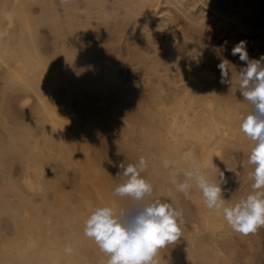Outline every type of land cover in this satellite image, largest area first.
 Masks as SVG:
<instances>
[{
  "label": "bare ground",
  "instance_id": "1",
  "mask_svg": "<svg viewBox=\"0 0 264 264\" xmlns=\"http://www.w3.org/2000/svg\"><path fill=\"white\" fill-rule=\"evenodd\" d=\"M66 1L0 0V79L7 84L0 87V264H104L107 257L83 234L84 221L97 207L119 211L135 203L113 196V191L126 179L117 175L118 165L136 164L141 156L154 169L142 176L157 193L144 203H172L183 218L180 239L160 251L158 264H264V228L248 235L233 231L222 215L205 207L194 182L188 195L168 189L170 182L184 180L193 162L215 180V168L223 171L227 163L233 164L230 158L239 150L248 159L252 141L240 131L239 117L251 107L236 91L239 72L247 65L231 51L242 40L238 31H260L257 41L263 42L264 56V13L250 15L261 0H253L254 5L252 0H236L228 9L242 5L248 23H241L243 15L241 20L233 16L229 25L223 22L216 29L206 26L209 15L200 14L213 11L216 4L220 11L214 14L224 16L225 4L218 0H123L119 8L124 11L111 13L113 25L103 0ZM35 4L45 14L40 21L31 9ZM61 5H68L65 18ZM94 18L102 19V31L96 32L101 36L91 32ZM42 23L53 32L51 50L37 41ZM65 25L71 35L87 36L81 45H92L89 58V49L81 56L75 45L74 52L63 53L69 38ZM225 35L229 43L222 47L218 41ZM100 43L107 48L104 55L113 51L107 62L115 58L121 68L130 62L131 70L139 73L136 85L130 82L134 86L128 87L134 75L126 79L114 62L112 68L99 65L110 70L108 76L92 69L88 60L93 63L94 50L103 48L93 45ZM223 59L232 65L225 83L217 67ZM114 80L120 86L112 95L103 84ZM171 164L182 174L176 168L170 174ZM239 183L241 187L234 185L244 188ZM234 185H222L229 204L249 195L243 197ZM68 245L71 253L65 251Z\"/></svg>",
  "mask_w": 264,
  "mask_h": 264
},
{
  "label": "clouds",
  "instance_id": "2",
  "mask_svg": "<svg viewBox=\"0 0 264 264\" xmlns=\"http://www.w3.org/2000/svg\"><path fill=\"white\" fill-rule=\"evenodd\" d=\"M245 45L246 41H240L231 54L239 55L247 64L239 72L236 91L251 107L248 114L239 117L240 131L252 141L248 153V164L252 166L248 173L251 193L235 204L227 203L224 198L227 189L222 188L227 184L224 172L216 167L219 176L214 180L195 162L184 171L182 182L176 183L174 178L173 183L178 192L188 195L194 182L206 208L222 215L233 231L248 235L264 228V64L261 63L264 56L250 60ZM229 65L231 62L223 59L217 66L221 83L228 80ZM147 163L141 156L136 164L118 165L117 175L126 179L114 189L113 196L129 197L134 204L119 211L110 206L97 207L84 221L83 234L107 257L104 264H158L160 251L175 244L182 235V212L172 203L159 199L144 203V198L153 193V185L142 176ZM65 251L71 253V245Z\"/></svg>",
  "mask_w": 264,
  "mask_h": 264
},
{
  "label": "rangeland",
  "instance_id": "3",
  "mask_svg": "<svg viewBox=\"0 0 264 264\" xmlns=\"http://www.w3.org/2000/svg\"><path fill=\"white\" fill-rule=\"evenodd\" d=\"M69 1L71 2V1H73V0H67L66 2L67 3H69ZM106 1H108V2H106ZM105 2H104V0H103V4L105 5V7H107L108 6V8H109V15H111V18L112 19H110L111 21H112V23H110V24H112L113 25V22H115V20H114V17H115V15L113 16L112 14H115V12H116V14H118L117 12H123L124 10L122 9V8H119L120 7V3L122 4V2H124L123 0H106ZM120 1V2H119ZM219 2V5H220V3H224L225 5L223 6L224 8H225V10H224V8L222 9V12H223V14L225 13V15L224 16H222V15H220V14H218V15H215V14H217L219 11H220V8H217L218 6H216V4H212L211 6H213L212 8H213V11L212 10H207V11H205V13L202 11L201 12V16L200 17H205V16H207V15H209L208 16V18L206 17V19H208V20H206V21H204V23L206 24V26H209V25H212L211 27L212 28H214V29H216L217 28V25L219 26V25H222V23L224 22V24H228V22L230 21H232L231 20V18H233V16H238V18H240V20H241V16L243 15V18H242V20L243 21H241V23H243V25H245V23H248V21L249 20H246L245 18H244V16L246 17V15H247V10H243L242 9V5H239V7L238 6H236L237 8H238V10H237V8L235 9H233L231 12H230V7H231V5L233 4V6H234V4H237L238 2L237 1H239L240 2V0H234V2H230L229 0H226V3H225V0H218ZM223 1V2H222ZM227 1H229V2H227ZM264 0H261V1H259V3H257V5L259 6V10H258V13H255V12H257V5H254L253 4V0L251 1L252 2V5H254V7H256V8H254L255 9V11H253L254 9H250V11H251V13L252 12H254V13H252V14H250V15H253V14H255V17H257V14L259 15V14H263L264 12H262L263 10H264V2H263ZM115 2V3H114ZM151 2H153L152 0H151ZM237 2V3H236ZM81 3H83V2H81ZM81 3H79V5L82 7L83 6V4L81 5ZM106 3H107V5H106ZM153 3H155V0H154V2ZM230 3V4H229ZM249 3H250V1H249ZM262 3V4H261ZM115 4V5H114ZM124 4V3H123ZM251 4V3H250ZM256 4V3H255ZM260 4V5H259ZM113 5V6H112ZM164 5V4H163ZM159 6V8L157 9V11H160L163 7H165V5L164 6ZM218 5V4H217ZM230 5V6H229ZM37 6H39V5H33L32 7H31V9L33 10V12H34V17L35 18H37V20L39 19V18H45V14L44 13H42L41 11H39L40 10V7H39V9L37 8L36 9V7ZM66 5H64V7H63V5H61V6H58V8H60L59 10L60 11H62V13L63 14H61L63 17H64V14L66 15L67 14V8H68V5L65 7ZM110 6V7H109ZM112 7L114 8V9H112ZM162 7V8H161ZM82 8H84V7H82ZM120 9V11H119V9ZM229 8V9H228ZM64 9H66V11L64 10ZM111 9V10H110ZM115 9H118L117 11L115 10ZM122 9V10H121ZM160 9V10H159ZM215 9V10H214ZM217 9V10H216ZM229 10V12H228V10ZM239 9H240V11H239ZM36 10L37 11H39V12H36ZM113 10V11H112ZM243 10V11H242ZM261 10V11H260ZM211 11V12H210ZM261 13H260V12ZM66 12V13H65ZM114 12V13H113ZM120 12V13H121ZM216 12V13H215ZM227 12V13H226ZM235 14H233V13ZM242 12V13H241ZM38 13V14H37ZM42 13V14H41ZM112 13V14H111ZM213 13V14H212ZM215 13V14H214ZM230 13H232V15L230 14ZM164 15H165V13H163ZM205 16H204V15ZM228 14H230L231 15V17H229L228 16ZM160 15V16H159ZM159 15H157L155 18H157L158 19V16H159V18L161 17V16H163L162 15V13H160ZM113 16V17H112ZM211 16V17H210ZM228 16V17H227ZM259 17V16H258ZM65 18V17H64ZM121 18H122V16H121ZM209 18H210V20H209ZM213 18V19H212ZM41 19H39V21L41 20ZM95 20H93L92 21V28H93V31H91L92 33H94V34H96V35H98L96 32H98V33H101V31H102V25L100 24V22H102V19H96V18H94ZM119 19H120V16H119ZM157 19H155L154 21H156ZM220 19V20H219ZM223 19L224 20H226V23H225V21H223ZM110 20L108 19V21L110 22ZM217 20H219V21H217ZM229 20V21H228ZM98 21V22H97ZM154 21H152V24L153 23H156V22H154ZM228 21V22H227ZM245 21V22H244ZM252 20H250V22H251ZM218 22V23H217ZM112 25H110V27L112 26ZM229 25V24H228ZM231 27H233L232 25H230ZM47 27V28H46ZM49 27V28H48ZM67 27V28H66ZM109 27V26H108ZM110 27L109 28H105L106 30H109L110 29ZM64 28L65 29H67V31L65 30V32H68V26L67 25H65L64 26ZM90 28H91V26H90ZM92 28H91V30H92ZM38 30L37 31H39V32H37V37H39V38H37V41H38V43H42V46H41V44H40V46L43 48V49H45V50H51V49H53V48H51V47H54V41L52 40L53 39V37H52V33L53 32H51L50 30H51V27H50V25L49 24H46V23H42V24H40V26L37 28ZM47 29V30H46ZM100 30V31H99ZM79 32V31H78ZM239 32V34L240 35H242L243 37H241V41H246V45H245V47H246V50L248 49L250 52H252L251 53V55H250V52L249 51H247L248 52V57H249V59L251 58V60H260L259 58H261L260 56H262V52H263V49H262V45H263V42H260L259 43V40L257 41V39H259L260 37H261V35L260 34H258V33H260V31H258V32H255V33H252V35L251 34H248L247 35V33H243L242 31H238ZM39 33V34H38ZM79 33H81V36H79L80 34ZM79 33H77L76 32V34H74V35H71L69 32L68 33H66V35H68V37L69 38H67V36L65 37V43L66 44H64V46L65 45H67V46H65L64 48H63V50L64 49H67V50H62L61 48L63 47L62 45H63V43L61 44V46H59V50H62L63 51V53L65 54L66 53V55H67V53H70V52H74V48H76V50L75 51H78L77 53L78 54H80L81 56L83 55V51H85L84 49H86V51L88 50V52L86 53V55L88 56V57H86V58H89L90 57V53H89V51H92L93 49H90V48H92L91 46L92 45H90V44H87L88 46L87 47H85L84 45H81V43L82 44H84L83 42L84 41H86V40H88L86 37V35L84 34V33H82V32H79ZM243 33V34H242ZM83 34L85 35V36H83ZM94 34H93V36H94ZM246 35V36H245ZM257 35V36H256ZM76 36V37H75ZM98 36H101L100 34L98 35ZM72 37H73V40L74 41H72ZM85 37V39H84V41L82 42L81 40H83V38ZM257 37V38H256ZM41 38H42V40H41ZM52 38V39H51ZM223 38H225V39H223ZM67 39V40H66ZM41 40V41H40ZM223 40H225V41H223ZM229 38L225 35V36H222V38L221 39H219V43H221V46L223 47L224 45H226L227 44V42L229 43ZM45 41H47V42H45ZM221 41V42H220ZM254 41H256L255 42V44H253L254 43ZM53 42V43H52ZM73 42H75V43H73ZM130 42H133L132 40H130ZM130 42H128V43H130ZM258 42V43H257ZM119 43V42H118ZM223 43V44H222ZM73 44V45H72ZM77 44V45H76ZM101 45H99V44H96V45H93V46H101V47H103L102 48V50L100 49V50H94V57H95V59L94 60H98V58H99V62L100 61H103V62H101V63H99L98 61H96V62H98V63H96V62H94V60L92 61L93 63H90L91 62V60L89 59H87L88 60V64H90V65H92L91 67H92V69H94L95 70V72L96 71H98V70H100V72L101 73H103L104 75H106L107 74V76H108V74L110 73L109 71V69H108V71L106 70V72L104 71V67H107V65L106 64H108V66H109V64H112L111 66H110V68H112V67H115V65L117 66V68H118V73H121L122 72V74L124 75V77L126 78H128L129 79V77H131L132 76V74L136 77V75H139V73H137V71H135L134 69H133V71L131 70L132 68L131 67H129L128 66V62L129 61H125V65H123L124 67H126L125 69H124V67L123 68H121L120 66L121 65H119V67H118V63H122L121 61L119 62H117L116 60H115V58H114V60H113V58H112V60H111V63L110 62H107L106 61V58H107V56H108V54L109 53H111V52H113V51H110V52H108L107 54H105L104 55V53L105 52H103L105 49H107V48H104V43L102 44V43H100ZM122 44H124L123 42H121L120 43V45H122ZM251 44H253V45H258V47L256 48V46H254L255 47V49H254V47H253V45H251ZM261 44V45H260ZM52 45V46H51ZM70 45H72V46H70ZM74 45L76 46V47H74ZM116 45V44H115ZM119 44H117L116 46H120ZM70 46V47H69ZM84 46L85 48H82V47ZM122 46H125V45H122ZM220 45H219V47H221ZM71 47H73L72 49H74V50H72L71 49ZM89 47V48H88ZM225 47V46H224ZM48 48V49H47ZM78 48H80V50H77ZM71 49V50H70ZM257 49V50H256ZM82 50V51H81ZM61 51V52H62ZM65 51H67V52H65ZM68 51H70V52H68ZM102 51V52H101ZM106 51V50H105ZM225 51H228L227 49L225 50ZM262 51V52H261ZM96 52V53H95ZM107 52V51H106ZM98 53V54H97ZM260 53H261V55H260ZM89 54V55H88ZM101 54H103V55H101ZM257 54V55H256ZM96 55H98V57H96ZM101 56V57H100ZM102 56L104 57L105 56V63H104V58H103V60L102 59H100V58H102ZM113 57V56H112ZM237 57H238V59H237ZM235 59L236 60H239V55L237 56ZM65 59H61V61H64ZM116 61V62H115ZM113 62H114V64H113ZM94 63H96V64H94ZM117 63V64H116ZM130 63V62H129ZM261 63L262 64H264V61L262 62L261 61ZM102 65V64H105V65H102V66H104L103 68L101 67H99V65ZM246 64V63H245ZM97 65V66H96ZM247 65V64H246ZM93 66H96L95 68H97V69H95ZM128 67V68H127ZM99 68V69H98ZM119 68H121V72H120V69ZM102 69H103V71H102ZM125 71V72H124ZM132 73H131V72ZM109 72V73H108ZM124 72V73H123ZM125 74H126V76H125ZM134 76H132L131 77V80L130 81H128L127 80V85H128V87H131V86H134V85H136L138 82H136V81H139L140 79V77H134ZM126 78V79H127ZM133 78V79H132ZM108 79V78H107ZM133 80V81H132ZM134 81L136 82V84L134 83ZM4 82H6V80H4V81H2V78L0 79V87L1 88H5V87H7V84L6 83H4ZM116 82V80H114L113 82H110L109 83V81L108 82H106L105 84H103L104 86H105V88H106V90L107 91H109V92H111V94L113 95V92L115 91V90H119V87L118 86H120V84H119V81L117 80V84L115 83ZM130 82H131V84H134V85H131L130 84ZM4 83V84H3ZM125 84V85H126ZM102 85V86H103ZM108 85V86H107ZM126 85V86H127ZM104 86H103V88H104ZM114 86L116 87V88H114ZM118 87V88H117ZM0 88V89H1ZM108 104H109V102H108ZM119 107V106H118ZM136 136V135H135ZM137 137V136H136ZM136 137H135V139H136ZM135 141H137V140H134V144H137V142H135ZM140 144V143H139ZM139 144H137V145H135V148L137 149V150H140V149H138V147L137 146H139ZM239 152H241V153H239ZM242 153H243V151L242 150H239L238 151V154L237 153H235V158H234V155H233V158H234V160L232 159V158H230L231 159V162L233 163V164H229V163H227L226 164V169L225 168H223V171L226 173L225 174V178H226V180H227V182H228V179L230 180L229 181V185L228 184H226V186L229 188V187H231V184H232V187L231 188H233V185L235 184L236 186L238 185V183L239 184H241L242 186H243V184H244V188H245V185H246V189H248V188H250V190H252L251 189V186H250V184H252L251 182V180H248V174L247 173H249L250 171L249 170H251L252 169V166H249V167H251V169L248 167V165L249 164H247L248 163V159H246L245 157H244V155H242ZM240 154V156H238ZM242 156V157H241ZM245 159V160H244ZM244 160V161H243ZM247 160V162H245ZM230 162V161H229ZM230 162V163H231ZM243 162H244V164H245V166H244V164H243ZM236 163V164H235ZM235 164V165H234ZM172 165V164H171ZM171 165L169 166V172H170V170H172V172H170V174L171 173H173V171L174 170H176L177 169V171H178V169H179V173L182 171V169H180L179 167H178V165H172V166H174L173 168L171 167ZM233 165V166H232ZM125 166H127L126 164H125ZM147 166H148V164H147ZM177 166V167H176ZM150 168V171H153L154 169H152L151 167V165L149 166ZM171 167V168H170ZM246 167V168H245ZM176 168V169H175ZM249 168V169H248ZM148 169V167H146L145 168V172H150L149 171V169ZM152 169V170H151ZM225 169V170H224ZM228 169H231V171H229ZM246 169H247V171H246ZM147 170V171H146ZM176 171V175H180L178 172ZM242 171H244V173L242 172ZM155 172V171H154ZM154 172H152V173H154ZM168 172V173H169ZM175 172V171H174ZM245 172H247V173H245ZM146 173V174H147ZM151 173V174H152ZM174 174V173H173ZM181 174H182V172H181ZM245 174V175H244ZM246 174H247V176H246ZM148 175V174H147ZM244 175V176H243ZM145 176V175H144ZM181 176V175H180ZM228 176V177H227ZM241 176H243V178L241 177ZM244 177H247V178H245L244 179ZM241 178V179H240ZM181 180V178H179V181L178 182H181L180 181ZM243 180V181H242ZM231 182V183H230ZM237 182V183H236ZM243 183V184H242ZM172 183L170 182L169 183V187L170 188H168V189H171L172 187L173 188H175L176 187V184H173V185H171ZM234 185V186H235ZM235 186V187H236ZM239 187H241L240 185H238ZM249 186V187H248ZM234 187V188H235ZM238 187V188H239ZM237 187L235 188L236 190L238 189ZM243 187L242 188H239V189H241L240 191H241V193H243L242 194V196L244 197V194L246 193H248V194H250L251 192H250V190H248V192H247V190L246 189H244ZM245 190L244 192H242L243 190ZM155 189L153 188V191H154ZM232 191H234L233 189H232ZM239 190L238 191H236V193H239L240 192ZM250 192V193H249ZM153 193H155V194H153ZM152 194L153 195H156L157 193H156V190H155V192H153ZM152 195V196H153ZM242 196H240V197H242ZM156 197H157V195H156ZM156 197H154L153 196V198H156ZM246 197V196H245ZM146 198H152L151 196H146L145 197V199Z\"/></svg>",
  "mask_w": 264,
  "mask_h": 264
}]
</instances>
